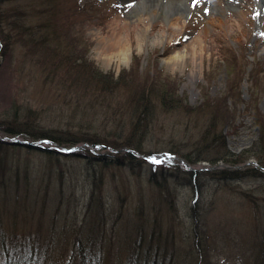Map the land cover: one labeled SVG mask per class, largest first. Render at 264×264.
<instances>
[{"label":"rangeland","instance_id":"374dc122","mask_svg":"<svg viewBox=\"0 0 264 264\" xmlns=\"http://www.w3.org/2000/svg\"><path fill=\"white\" fill-rule=\"evenodd\" d=\"M137 1L59 0L53 37L69 57L57 62V52L27 49L5 25L46 22L41 0H0L9 34H0V229L39 251L36 264H82V258L83 264H263L264 175L219 178L214 170L226 163L213 150L207 157L214 162L188 158L212 123L231 152L250 154L239 166L256 165V122L264 127V13L257 15L251 0H191L184 13L168 17L149 16L144 7L138 20ZM174 16H180L175 25ZM113 26L130 42L126 55L108 59L102 47ZM73 62L81 63L79 71L86 64L118 76V89L92 88L85 70L73 84L62 67ZM149 86L155 90L148 94ZM143 88L153 116L132 159L105 162L23 144L123 154L110 145L130 128ZM162 91L172 101L167 106ZM27 109L34 128L5 131L10 114L25 118ZM37 127L60 138L86 133L97 142L33 138Z\"/></svg>","mask_w":264,"mask_h":264},{"label":"trees","instance_id":"16d2710c","mask_svg":"<svg viewBox=\"0 0 264 264\" xmlns=\"http://www.w3.org/2000/svg\"><path fill=\"white\" fill-rule=\"evenodd\" d=\"M59 0H41V4L43 5V11L46 12V19H48L46 22H43L40 26H36V24H30L25 25L21 21H13L12 19L10 21H5L7 24L2 21L8 26L7 30L9 33H11L14 30H17V36L21 35L23 38L22 44L27 48V46L34 45L36 48L41 49V51H44L47 53L49 51L57 52L59 55L56 57L57 62L64 61L68 59L69 53L68 51H64L63 47L58 43L57 37H53V32L55 29V24L53 23L54 14H55V5ZM53 4V5H52ZM1 14V11H0ZM5 19H9L8 16H4ZM41 27L51 28L50 30H45ZM19 31V32H18ZM0 34L2 36L6 35L9 36L8 33H5L3 30V27L1 25L0 21ZM8 39V38H7ZM2 44V43H1ZM12 44V43H11ZM10 44V46H11ZM8 46V47H10ZM12 47V46H11ZM28 49V48H27ZM38 52V51H37ZM40 53V52H39ZM71 55V54H70ZM54 61H52L53 63ZM81 63L73 62L71 66L65 67L64 73H70L71 77H73V84H77L81 81L80 78L83 77L82 71H86L85 78H88L90 81L94 82V85H92V88L100 87L103 89H106L107 91L111 92L119 87V77L117 76L115 79H113L112 75L109 73H95L94 69L91 68V66H88L86 64H82V69L79 71L77 69L78 65ZM57 65V63H56ZM59 65V64H58ZM55 66V65H54ZM70 67L72 69H70ZM150 89L148 90V94L151 91H154L155 89L153 86H149ZM165 91H162L159 95L160 102L163 103L164 106H167L169 102L171 101L170 97H167ZM141 94V101H144V103L138 102V106L140 108L139 111H135V115L132 121L131 126L128 128L125 132V134L122 131V138L120 139L119 144H111L113 150L116 148H124L123 154H117L118 150L110 151L107 153L104 152H93V154L85 155L83 152L84 149L88 148H74V150H68V151H59L57 149H52L48 146H43L41 144H34L31 142H23L28 147H36L40 148L44 151H53L54 153L58 154H68V155H77L80 153L83 154V156H86L87 158L105 161V162H115V163H122L126 157H130V159L133 158L135 155L134 152H139V147L141 145V141L145 138V131L147 129L149 121L152 120V113H149L146 108V103H149L147 92L143 89L140 91ZM151 95V94H150ZM172 103V101H171ZM185 106L186 103H184ZM141 106V107H140ZM176 108H182L183 105L181 104H174ZM190 106V105H189ZM30 109H27L25 111V118L19 117V115L16 114H10V118H8L5 122L6 125L4 127L5 131L9 133H22V132H30L32 128H34V125L32 123V117L34 115L32 112H29ZM183 110V109H182ZM36 116V114H35ZM6 119V118H5ZM4 119V120H5ZM214 125L212 123L207 126V128H204L201 130L200 138L197 140L198 143L195 145V151H197V154L194 157L188 158L189 160H192L195 162L196 160L208 158L212 162L215 160L213 158L207 157V153L210 152V150L216 151L219 153L218 159H223L224 163H226V166L219 167L214 170V173H216L219 178L227 179V178H240L247 175H253V176H263L264 175V133L263 129L264 127L256 122V130H257V139L254 140L252 149H251V155L255 156L256 158V165L253 164V167H250L249 165L244 164L243 167L239 166V163H243L246 161L247 157L250 154H243L242 152L234 153L233 151L227 147L226 144V138L224 133L221 130H215ZM1 128V125H0ZM145 128V129H144ZM38 130H40L41 133L39 134H31L30 136L33 138H43V137H52L55 140L57 139L58 143L65 144H75L80 141H90L92 143L97 142V140H89L90 137L86 133H80L78 135H74V137L66 135L65 137H53L50 134H47V130L49 128L47 127H37ZM50 130V129H49ZM49 133V132H48ZM120 134V133H119ZM87 135V137H86ZM203 141V142H202ZM18 142V141H16ZM21 142V141H20ZM19 142V143H20ZM201 143V144H200ZM3 144L0 140V145ZM112 152V153H111ZM195 210V209H194ZM195 212V211H194ZM193 212V213H194ZM195 215V214H194ZM11 238V240H10ZM38 248V245H33ZM201 247L199 248L200 251ZM262 249H263V255H264V236L262 237ZM200 253V252H199ZM37 255H39V251L36 252ZM35 253L32 252V250L27 249V245L21 243L19 239L13 238L11 236L6 237L5 233L1 231L0 229V264H36L38 261H34V258L36 256ZM42 254V253H41ZM40 254V255H41ZM84 257V256H83ZM200 257V255H199ZM82 264L84 262L83 258L81 260ZM85 263V262H84ZM81 264V263H80ZM264 264V262H263Z\"/></svg>","mask_w":264,"mask_h":264},{"label":"bare ground","instance_id":"6f19581e","mask_svg":"<svg viewBox=\"0 0 264 264\" xmlns=\"http://www.w3.org/2000/svg\"><path fill=\"white\" fill-rule=\"evenodd\" d=\"M179 0H139L136 2L134 7L132 8L133 14L137 16V19H141L142 13H144V7H146L147 13L149 16H155L156 14H163L168 17L169 13L172 10H177L180 13H184L189 7L188 2H191V0H183L184 3L183 7L181 5H177ZM181 1V0H180ZM254 4V9L257 12V15H261L264 13V0H251ZM181 3V2H180ZM171 21L175 25L180 20V16H174L171 17ZM207 21V20H206ZM208 23V21H207ZM113 31L110 33V37L107 42H105L103 45L105 47H102V51H108L107 58L115 57V56H123L127 54L128 50V43L130 42L129 39L126 37L125 32L123 33V28L118 27V29L115 26L112 27ZM199 44L200 50L197 52L198 55H202V45L200 42H197ZM197 44V45H198ZM195 48H198V46H194ZM194 52H196V49H194ZM196 55V54H195ZM193 57V55H192ZM120 58V57H119ZM177 62V56L173 55L171 56V63Z\"/></svg>","mask_w":264,"mask_h":264}]
</instances>
